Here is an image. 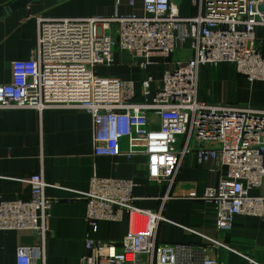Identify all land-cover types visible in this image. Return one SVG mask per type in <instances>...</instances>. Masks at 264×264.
I'll use <instances>...</instances> for the list:
<instances>
[{"label":"built area","instance_id":"built-area-1","mask_svg":"<svg viewBox=\"0 0 264 264\" xmlns=\"http://www.w3.org/2000/svg\"><path fill=\"white\" fill-rule=\"evenodd\" d=\"M189 1L196 10L192 16L179 14V0H141V15L38 17L29 57L14 60L10 80L0 83V109H83L91 116L95 156L143 154L147 179L166 186L159 208L152 210L135 205L134 180L93 174L81 193L88 228L95 232L99 221H118L123 214L128 227L118 244L86 238L87 253L79 264H225L219 248L247 264H264L210 237L203 245L156 240L162 205L188 153L198 165L218 161L216 182L198 197L213 209L217 231L230 230L236 217L264 220V107L213 105L197 97L203 65L228 63L250 82L264 79V37L256 34L264 30V11L257 8L263 0ZM185 47L191 56L163 70L149 102L134 101L131 81L95 72L112 64L115 49L147 69ZM153 82L148 74L140 83L145 99ZM26 182L28 199L0 197V230L44 236L53 203L44 190L57 184L45 182L41 172ZM42 260L37 248L15 252V264Z\"/></svg>","mask_w":264,"mask_h":264},{"label":"crops","instance_id":"crops-1","mask_svg":"<svg viewBox=\"0 0 264 264\" xmlns=\"http://www.w3.org/2000/svg\"><path fill=\"white\" fill-rule=\"evenodd\" d=\"M13 1L0 0V10ZM178 8L181 16L196 13L189 0H179ZM257 8L264 11V0ZM132 14H142L141 0H134L133 5L129 0H31L7 10L0 16V83L10 80L14 60L29 57L35 46L38 17L113 18ZM256 34L264 37V30L258 29ZM189 56L191 52L185 47L141 69L134 58L115 49L112 64L99 65L95 72L131 81L136 94L134 101L149 102L163 70L172 67L174 60ZM104 67L109 71L100 73L99 69ZM148 74L153 76L154 82L145 99L140 94V83ZM233 75L235 81L224 96L213 97L201 88L203 85L206 90L210 84L213 86L226 77L232 79ZM197 97L213 105L262 108L264 79L250 82L228 63L203 65L198 72ZM121 146L126 148L124 139ZM219 170L217 160L198 165L192 153L184 157L169 191L171 197L162 205L164 219L158 223L156 240L167 244L203 245L206 237H210L264 263L263 219L236 217L230 230L220 232L214 226L213 209L198 198L205 187L216 182ZM37 172L42 173L45 182L57 184L48 185L44 190L45 197L53 200L44 236L27 230H0V264H15V252L21 246L37 248L43 264H79L87 253L86 238L118 244L128 227L126 214L118 221H99L95 232L85 222L86 201L81 193L87 190L93 174L134 180V203L140 208L157 210L166 192L164 184L147 179L145 155L128 158L123 154L112 157L93 154L92 120L85 110L60 106L41 111L0 109V197L28 199L26 179ZM252 220L255 225L249 226ZM216 252L227 257L228 264H247L232 251L219 248Z\"/></svg>","mask_w":264,"mask_h":264},{"label":"rangeland","instance_id":"rangeland-1","mask_svg":"<svg viewBox=\"0 0 264 264\" xmlns=\"http://www.w3.org/2000/svg\"><path fill=\"white\" fill-rule=\"evenodd\" d=\"M173 56V55H172ZM220 69L221 68H217L216 69V71H220ZM109 71V68H107V67H104V68H102V69H99V72L100 73H102V72H108ZM228 77H226V78H224L223 80H220V81H218V82H216L215 83V85H213V86H211V84H210V86L208 87V88H206V90L203 88V85L201 86V88L203 89V91L205 92V93H207L208 95H211V96H213V97H216V98H218V97H221V96H224L225 94H227L228 92H229V89H231L232 87H231V85H233V82L235 81V77H234V75H233V78L232 79H229ZM233 81V82H232ZM242 84V83H241ZM241 84H238V86H240ZM254 223V220H252L250 223L248 222V224H249V226H253V225H255V224H253ZM222 250V249H221ZM220 250V251H221ZM218 256H219V260H221V261H223L225 264H228L227 263V257L225 258L224 256H221V255H219V254H217ZM242 260H244V259H242ZM255 260V259H254ZM246 263H247V261L246 260H244ZM256 261H258V260H256ZM258 262H260V261H258Z\"/></svg>","mask_w":264,"mask_h":264},{"label":"water","instance_id":"water-1","mask_svg":"<svg viewBox=\"0 0 264 264\" xmlns=\"http://www.w3.org/2000/svg\"><path fill=\"white\" fill-rule=\"evenodd\" d=\"M29 1H31V0H15V1L11 2L4 9L0 10V16L2 14H4L7 10L14 9L18 5L23 4V3H26V2H29Z\"/></svg>","mask_w":264,"mask_h":264}]
</instances>
